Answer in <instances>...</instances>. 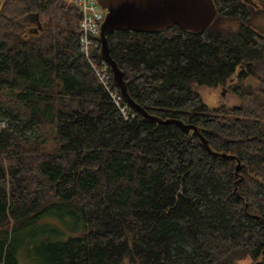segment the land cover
<instances>
[{"label":"trees","instance_id":"trees-1","mask_svg":"<svg viewBox=\"0 0 264 264\" xmlns=\"http://www.w3.org/2000/svg\"><path fill=\"white\" fill-rule=\"evenodd\" d=\"M213 2L201 34H106L128 98L159 123L111 78L124 118L100 85L73 1L0 0V264L53 218L72 233L43 239L41 264H264V32L247 3ZM219 87L239 102L210 108L198 89Z\"/></svg>","mask_w":264,"mask_h":264},{"label":"water","instance_id":"water-1","mask_svg":"<svg viewBox=\"0 0 264 264\" xmlns=\"http://www.w3.org/2000/svg\"><path fill=\"white\" fill-rule=\"evenodd\" d=\"M97 3L106 11L105 19L101 24L100 36L98 37L101 45L99 53L110 67L114 85L120 90L122 97L135 112L149 121L162 123L147 116L142 109L135 106L128 98L124 87V75L110 58L106 34L116 30L154 33L165 31L171 26H177L193 34H201L216 15L217 10L213 0H97ZM30 21L36 28H40L37 15H34ZM170 122L175 123L185 132L197 133L195 127L182 125L178 121L163 123ZM200 140L204 143L202 138ZM220 156L226 158L225 155L221 154ZM239 170L240 163L238 162L236 174Z\"/></svg>","mask_w":264,"mask_h":264},{"label":"rangeland","instance_id":"rangeland-1","mask_svg":"<svg viewBox=\"0 0 264 264\" xmlns=\"http://www.w3.org/2000/svg\"><path fill=\"white\" fill-rule=\"evenodd\" d=\"M247 2V5L251 8V23L257 27L259 30L264 32V8L259 3L258 0H241ZM227 18L220 19V22L226 21ZM229 22V21H228ZM226 24L233 25L231 22ZM205 31V30H204ZM248 81V84H247ZM232 83L237 84L234 80ZM255 84L254 80H246L244 86H248L249 84ZM198 91L203 97L204 102L210 107H232L236 105L239 100L237 95L232 91V88L227 87H219L216 89L209 88H199ZM7 123V121H6ZM6 123L4 122V127H6ZM1 126V124H0ZM72 224L69 219H65L64 221H60L56 218H53L52 221L42 227L41 225H36L35 228L29 229V231L35 235L33 238H29V243L24 244L17 253L18 264H41V260L39 259V252H41V247H37V245L45 238L50 239L52 241H64L66 238L71 236ZM32 243L34 247V253L32 252ZM238 264H253V261L249 258L241 262H237Z\"/></svg>","mask_w":264,"mask_h":264},{"label":"built area","instance_id":"built-area-1","mask_svg":"<svg viewBox=\"0 0 264 264\" xmlns=\"http://www.w3.org/2000/svg\"><path fill=\"white\" fill-rule=\"evenodd\" d=\"M71 1H73L79 7L81 12L79 21L80 36L78 40L80 51L95 73V76L100 82V85H102L106 89L112 101L116 103L120 112L122 113L124 118H126L127 116L124 108L120 107L119 105L120 97L108 85L109 81L112 78V74L109 75V65L103 59L99 64H96L93 58V54L95 52H98L100 48L98 37L100 34L101 23L105 18V11L100 8L97 0ZM3 123V121L0 122V130L5 128Z\"/></svg>","mask_w":264,"mask_h":264},{"label":"flooded vegetation","instance_id":"flooded-vegetation-1","mask_svg":"<svg viewBox=\"0 0 264 264\" xmlns=\"http://www.w3.org/2000/svg\"><path fill=\"white\" fill-rule=\"evenodd\" d=\"M235 1H240V2H243V3H247V2H244V1H241V0H235ZM260 3V2H259ZM263 7V6H262ZM264 8V7H263ZM171 27H173V26H171Z\"/></svg>","mask_w":264,"mask_h":264}]
</instances>
